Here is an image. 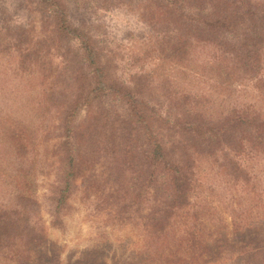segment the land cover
<instances>
[{"label":"rangeland","instance_id":"1","mask_svg":"<svg viewBox=\"0 0 264 264\" xmlns=\"http://www.w3.org/2000/svg\"><path fill=\"white\" fill-rule=\"evenodd\" d=\"M28 1L3 0L15 23L32 11L38 30L39 16ZM77 1L97 47L112 62L110 74L125 82L148 74L153 102L159 103L165 84L189 95L195 109L219 113L236 107L264 114V52L257 80L238 77L203 43H192L185 59L169 57L165 40L171 25L158 24L139 0ZM2 47L0 43V209L24 206L42 238L38 245H12L0 253V264H264V171L253 160L241 161L257 170L243 182L219 162L199 158L189 206L172 215L161 232L157 223L144 224L149 207L157 205L152 199L156 187L145 192L138 159L136 168L124 169L83 145L77 150L70 197L54 224L53 196L63 171L56 117L36 105L44 84L34 73L18 70L16 52ZM86 117L81 111L75 124ZM157 229L164 236H156L161 235ZM187 231H195L197 248L180 244Z\"/></svg>","mask_w":264,"mask_h":264},{"label":"trees","instance_id":"2","mask_svg":"<svg viewBox=\"0 0 264 264\" xmlns=\"http://www.w3.org/2000/svg\"><path fill=\"white\" fill-rule=\"evenodd\" d=\"M139 1L145 4L146 11L154 12L158 24L167 21L171 25L165 40L169 57L185 59L192 43H203L213 47L236 76L257 80L264 52V2ZM28 2L34 4L33 10L39 16L38 30L32 11L26 10L27 19L15 23L8 15V6L0 0V43L3 51L16 52L18 70L34 73L44 84L36 105L51 119L56 117L54 130L60 140L57 156L63 171L53 196L54 224L70 197L78 170L77 150L83 145L107 157L109 165L119 162L124 169L135 167L138 159L137 165L145 175V192L156 187L152 199L157 205L149 207L144 224L157 223L161 232L172 215L189 206L193 166L199 158L219 162V167L228 168L243 182L256 176L257 170L241 161L258 162L264 171L262 112L236 107L219 113L205 112L195 109L189 95L165 84L162 98L155 103L148 74H135L129 82L110 74L112 62L97 47L77 0ZM17 6L23 10L22 1ZM81 111L88 117L84 123L75 124ZM26 211L24 206L8 212L0 209L1 254L12 245L40 243L42 233L30 222ZM159 229L156 232L161 235H155L164 236ZM194 233L187 231L179 238L180 244L197 248Z\"/></svg>","mask_w":264,"mask_h":264}]
</instances>
